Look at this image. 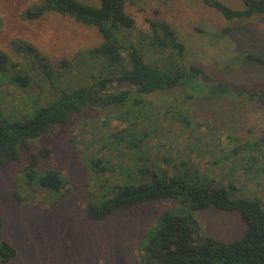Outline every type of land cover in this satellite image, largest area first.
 <instances>
[{
    "label": "rangeland",
    "instance_id": "obj_1",
    "mask_svg": "<svg viewBox=\"0 0 264 264\" xmlns=\"http://www.w3.org/2000/svg\"><path fill=\"white\" fill-rule=\"evenodd\" d=\"M78 1L91 6L101 3ZM221 1L244 8L242 0ZM43 2L0 0V51L13 61H23L13 48L16 40L34 45L55 65L103 43L97 28L68 16L47 13L38 20L24 19L28 9ZM126 10L136 20L132 39L138 31H150L149 20L167 22L186 47L187 66L201 65L235 87L264 93V66L241 58L246 53L264 57V16L231 22L201 0H127ZM227 27H232L230 33L223 32ZM74 75L81 76L79 71ZM44 88L42 92L38 86L25 91L8 76H0V110L13 120L28 118L52 100L48 86ZM188 94L195 99L182 103ZM205 94L200 88L159 91L144 96L151 101L150 107L133 111L123 107L120 111L134 123L131 131L150 134L142 135L137 143L125 140L116 150L111 148V133L127 124L120 111L99 105L74 115L69 125L54 127L33 143L32 150H22L21 162H9L0 171L4 220L0 242L9 241L18 251L10 264H149L147 247L161 229L162 214L191 210L183 196L120 210L100 222L88 220L85 210L92 200L102 203L112 197L115 185L151 182L154 173L180 175L191 185L214 182L236 197H259L264 204V144L253 152L243 147L245 152L229 159L227 155L236 145L264 138V106ZM179 110L191 114L190 127L183 125ZM44 146L50 147L52 154L43 159L38 170L54 169L70 178L73 193L65 201L58 202V194L27 186L21 179L31 153ZM91 159L101 161V170L90 166ZM17 192L22 200L17 199ZM195 215L211 238L234 241L247 229L238 212L210 207Z\"/></svg>",
    "mask_w": 264,
    "mask_h": 264
},
{
    "label": "trees",
    "instance_id": "obj_2",
    "mask_svg": "<svg viewBox=\"0 0 264 264\" xmlns=\"http://www.w3.org/2000/svg\"><path fill=\"white\" fill-rule=\"evenodd\" d=\"M201 1L231 22H246L264 16V0H242V9L233 8L221 0ZM100 2V6H91L78 0H44L24 15L25 20L34 21L47 13H58L84 26L95 27L103 38V43L97 47L80 51L72 59H63L59 65L53 64L34 45L24 40L13 43L22 62L13 61L0 51V76H8L12 83L25 91L32 92L38 86L42 92L47 85L54 99L23 120L6 117L0 110V171L9 162H21V151L32 150L33 143L48 135L54 127L69 125L74 115L98 105L115 112L126 106L133 111L152 106L145 95L200 88L205 95L264 106V93L245 86L235 87L213 76L201 65L187 66L186 47L171 24L149 20L150 31H138L136 39H132L131 33L137 31V27L134 17L127 13V0ZM231 31L232 27L223 30L224 33ZM241 58L264 66V57L258 54L246 53ZM75 71H79L81 76L75 77ZM194 99V95L188 94L181 102ZM120 112L127 125L111 133L113 150L125 140L137 143L142 135L150 134L138 129V137L131 131L133 121L126 119L124 111ZM178 114L183 125H192L191 114H184L181 110ZM263 144L264 138L236 145L227 153L228 159L245 150L253 152ZM51 154L52 149L47 146L37 153L32 152L21 179L27 186L58 194V202L65 201L73 193L70 178L58 170L49 169L41 173L38 170L43 159ZM100 162L91 159L90 166L101 170ZM141 171L146 172L147 169ZM113 190V196L104 202L92 200L88 203L85 210L88 220L104 221L120 210L156 201H171L180 196L191 205L188 213L166 211L162 214L161 229L147 247L149 264H264V204L259 197L239 198L214 182L199 181L191 185L180 175L172 177L155 173L151 182L115 185ZM16 197L22 200L18 192ZM210 207L238 212L247 226L244 235L229 242L206 236L195 214ZM3 226L0 208V230ZM17 255L12 243L0 242V264H10Z\"/></svg>",
    "mask_w": 264,
    "mask_h": 264
}]
</instances>
